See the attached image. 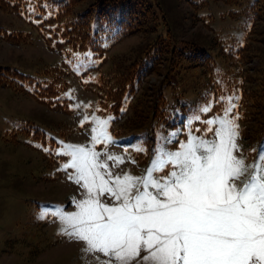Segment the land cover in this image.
<instances>
[{"label": "rangeland", "instance_id": "374dc122", "mask_svg": "<svg viewBox=\"0 0 264 264\" xmlns=\"http://www.w3.org/2000/svg\"><path fill=\"white\" fill-rule=\"evenodd\" d=\"M143 1L159 6L172 36L193 40L207 51L215 52L218 49L216 40L226 47L231 46L232 39H239L247 30L245 11L249 0H240L236 4H225L220 0H191L195 4L187 0ZM234 12L237 14L234 15ZM198 16L204 17L199 20ZM204 23H208L210 29ZM0 25L18 30L29 28L24 19L1 9ZM32 33V41L23 45L0 40V64L10 65L26 74L48 66L62 67L68 72L66 77L62 76L70 87L58 99H70L72 111L65 113L49 109L27 94L0 87V264H101L109 258L98 252H83L84 242L60 234V221L50 214L57 205L64 211H75L73 199L84 197L81 185L69 179L74 170L61 169V165L69 158L57 155L56 150L61 146L60 142L91 145L92 121L89 120L83 126L80 123L85 114H94L101 119L111 118L108 112L99 111L94 93L86 89L81 80H95L100 72L109 70L114 58L131 57L146 38L141 34L130 35L111 46L107 54L98 55L96 51L83 50L64 52L63 55L50 51L33 29ZM246 41L250 44L251 56L248 63L242 64L240 72L245 76L244 88L248 87L246 75L263 65L264 21L253 26ZM85 53L90 54V58ZM103 57H106L104 62ZM161 77L160 73L150 74L146 78L147 86L152 88ZM189 86V90L185 88L188 93L180 100H194L197 99L195 96L200 95L196 80H192ZM229 97L234 107L227 115L237 118L238 92L223 97L225 100H222L221 113L210 111L206 118H202L205 112L200 109L211 106V101L198 102L196 105L189 102L193 106L189 104L188 109L193 112H188L185 118L183 115L186 112L181 111L176 104L174 109L170 108L169 113L158 120L147 119L119 135H113L109 121L108 132L113 142L108 145L96 144L95 150L101 153V160H106L105 152L124 157V163L116 167H113V161H107L113 175L127 172L142 176L159 147L163 146L169 151L178 150L180 143L186 142L189 132L214 139V133H207L205 121L224 117V110L228 106L226 98ZM78 104H88L90 107H76ZM197 115L203 127L195 124L198 120L193 117ZM253 117L251 115L249 118ZM252 122L250 119H236L239 125L237 144L240 147L236 155H243L248 162L254 161L257 153L264 149L263 135L254 138L247 134L246 139L240 135L244 127L245 132H251ZM25 130H28V135H25ZM36 130H39L38 135ZM196 130L200 133H196ZM12 135H15L17 143L13 141ZM137 148L143 150L137 151ZM169 170L166 169L162 175H167ZM102 202L111 205L113 200L105 196ZM144 254L142 252L141 256ZM131 264H139V261L133 260Z\"/></svg>", "mask_w": 264, "mask_h": 264}, {"label": "snow or ice", "instance_id": "6c2138e0", "mask_svg": "<svg viewBox=\"0 0 264 264\" xmlns=\"http://www.w3.org/2000/svg\"><path fill=\"white\" fill-rule=\"evenodd\" d=\"M226 99L224 117L205 121L214 139L189 132L178 150L159 147L142 176L113 175L107 161L116 167L124 157L105 152L101 160L95 150L113 142L111 118L85 114L80 123L92 121L91 145L60 142L56 150L69 158L61 169H73L69 179L84 189L72 201L75 211H51L60 234L84 242L85 253L109 258L101 264H264V149L251 162L236 155L239 125L228 117L234 105Z\"/></svg>", "mask_w": 264, "mask_h": 264}, {"label": "trees", "instance_id": "16d2710c", "mask_svg": "<svg viewBox=\"0 0 264 264\" xmlns=\"http://www.w3.org/2000/svg\"><path fill=\"white\" fill-rule=\"evenodd\" d=\"M222 1L236 4L240 0ZM0 9L22 14L28 19V30L0 25V40L10 44L31 42L34 29L50 49L89 50L101 55L130 35L145 36V42L131 57L114 58L109 70L100 72L92 84L99 111L108 112L112 123L116 124L114 135L147 119L158 120L168 114L176 105L175 99L188 93L190 82L196 80L200 95L189 100L193 102H207L210 96L220 99L239 92L238 87L241 89L242 85L239 117L241 121H254L250 125L251 132H245L244 127L242 134L254 138L264 136V60L255 72L246 75V88L243 86L245 76L240 73L242 64L248 63L251 56L246 39L253 26L264 21V0L248 1L245 11L247 31L243 41L232 39V45L226 47L216 40L218 49L215 52L199 47L193 40L172 36L159 6L143 0H0ZM206 26L209 25L206 23ZM159 73L161 80L152 88L147 86V76ZM62 75L64 70L58 66L43 67L26 74L10 65L0 64V86L26 92L47 107L66 111L65 101L58 99L68 86ZM211 88H214V94ZM185 104L177 107L181 109ZM217 104V108L221 107L222 101ZM251 115L255 118H249ZM24 133L28 135V130ZM14 136L11 137L17 143Z\"/></svg>", "mask_w": 264, "mask_h": 264}]
</instances>
